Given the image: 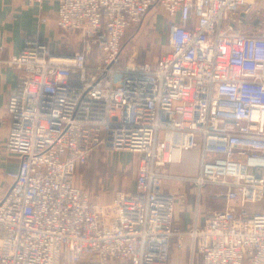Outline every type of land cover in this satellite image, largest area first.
Masks as SVG:
<instances>
[{"label":"built area","instance_id":"2783aa9c","mask_svg":"<svg viewBox=\"0 0 264 264\" xmlns=\"http://www.w3.org/2000/svg\"><path fill=\"white\" fill-rule=\"evenodd\" d=\"M255 2L59 0L57 26L83 51L38 36L9 58L0 47V67L20 74L6 108L18 170L0 196V264H169L172 239L186 236L202 264H264V31L242 29ZM154 8L169 22L167 51L123 64ZM101 150L139 155L135 189L109 205L76 184ZM189 154L194 175L175 172ZM184 185L198 208L204 196L224 206L181 232Z\"/></svg>","mask_w":264,"mask_h":264},{"label":"crops","instance_id":"0c3cea01","mask_svg":"<svg viewBox=\"0 0 264 264\" xmlns=\"http://www.w3.org/2000/svg\"><path fill=\"white\" fill-rule=\"evenodd\" d=\"M58 4L59 0H47L42 7H39L31 0H0V47L3 57L9 58L17 55L25 41L32 36H38L55 52H68V46L61 45L62 32L57 26ZM43 18L47 20V24L41 25L40 21ZM147 28L151 32L152 39L157 38L161 33L168 44L169 22L160 9L154 8L149 13L142 31L145 32ZM242 29L251 33L264 31V0H256L252 12L245 16ZM73 37L74 39L80 38L78 35H73ZM80 50L83 51L84 47ZM19 76V72L14 68L0 67V196L10 184L6 174L18 170V160L9 156L5 147L8 136L6 108L9 97L16 90ZM195 156L196 154L188 155L187 166L184 167L187 171L196 172V165H189L194 161ZM96 160L97 158L92 163ZM137 168L136 164L135 170ZM180 185H169V189L179 190ZM134 189L135 185H133ZM182 189L189 190L190 187L184 185ZM103 200L106 202V199L103 198ZM201 203V208H198L196 199L189 193L186 204L177 206L173 222L176 231L190 230L196 221L202 223L205 217L217 208L212 207L215 203L210 197L204 196ZM169 264H202V257L197 253L189 236L184 238L182 245H178L176 238L172 239Z\"/></svg>","mask_w":264,"mask_h":264},{"label":"rangeland","instance_id":"374dc122","mask_svg":"<svg viewBox=\"0 0 264 264\" xmlns=\"http://www.w3.org/2000/svg\"><path fill=\"white\" fill-rule=\"evenodd\" d=\"M40 24L44 25L47 24V22L44 23L41 19ZM143 27L132 43L125 48L121 60L123 64L127 65V63H131V65L137 66L145 62L156 61L167 51L168 44L165 42V38H163L162 34L159 33L157 38L155 37L152 39L149 29L147 28L146 31L143 32ZM61 41V45L68 46V51H78L84 47L79 37L74 39L73 36L64 37L63 34H61ZM90 61L92 62L93 59L90 58ZM95 158H97V160L95 163H92ZM136 161L138 165V154H132L130 152H106L104 150L98 151L86 165L79 168L76 175V184L99 203L109 205L112 203L117 192L133 191V185H135L137 176V170H135ZM196 163L197 158L195 156L194 161L190 162L189 165H196ZM186 166L187 161L183 166L173 167L172 169L175 172L180 171V173L189 172V174H187L189 176L194 175L195 172L187 171L184 168ZM187 191L189 193L192 192L190 189ZM217 191H220V189L213 186L205 188L207 195ZM97 196H100V199L96 198ZM103 198L106 199V202H104ZM223 206L224 203L220 202L212 207L221 209ZM256 208H258V206H256ZM106 209L107 211L109 210L108 207H106Z\"/></svg>","mask_w":264,"mask_h":264},{"label":"trees","instance_id":"16d2710c","mask_svg":"<svg viewBox=\"0 0 264 264\" xmlns=\"http://www.w3.org/2000/svg\"><path fill=\"white\" fill-rule=\"evenodd\" d=\"M138 30H136V31H133V32H131L128 36H127V38H126V40H125V44H124V49L129 45V44H131L132 43V41L135 39V37L137 36V34H138Z\"/></svg>","mask_w":264,"mask_h":264}]
</instances>
